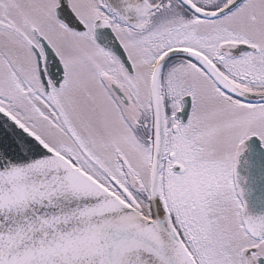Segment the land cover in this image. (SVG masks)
Masks as SVG:
<instances>
[{
	"label": "snow or ice",
	"instance_id": "snow-or-ice-1",
	"mask_svg": "<svg viewBox=\"0 0 264 264\" xmlns=\"http://www.w3.org/2000/svg\"><path fill=\"white\" fill-rule=\"evenodd\" d=\"M0 264H264V0H0Z\"/></svg>",
	"mask_w": 264,
	"mask_h": 264
}]
</instances>
